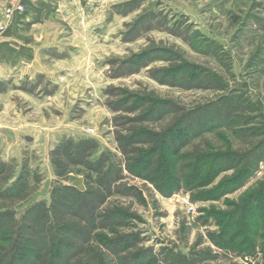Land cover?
<instances>
[{
    "label": "rangeland",
    "instance_id": "1",
    "mask_svg": "<svg viewBox=\"0 0 264 264\" xmlns=\"http://www.w3.org/2000/svg\"><path fill=\"white\" fill-rule=\"evenodd\" d=\"M10 2L0 5L2 35L10 19H5L3 12ZM58 6L48 7L43 26L34 30L48 46L43 51L49 58L46 81L38 85L34 76L32 86L37 90L31 97L14 92L9 81L0 86L5 91L0 93V163L5 167L0 178L7 182L0 186L7 187L20 173L28 178L22 195L0 200V209L13 210L19 217L35 202L48 205L55 187L86 189L79 168L55 174L50 154L63 139L95 140L98 153L110 152L120 158L114 140V123L120 119L107 108L108 101L118 99L114 90L107 98L111 88L168 101L185 111L212 105L222 97L242 96L249 108L239 114L250 118L264 137V0H60ZM17 13L24 14V6ZM142 16L143 24L130 30ZM143 49H156L158 59L118 78L117 62ZM184 65L200 69V88L170 87L150 78L152 70ZM172 116L144 126L156 132L160 130L157 126L167 127ZM223 134L229 142L232 139L233 150L249 148L246 144L250 142ZM205 141L213 147L226 146L215 135L207 134L188 149L203 148ZM124 175V183L139 191L142 200L113 197L108 203L117 202L134 216L124 232H137L139 247L152 248L158 259L164 249H170L185 257V264L262 263L258 253L238 257L217 249L208 238L217 232L208 212L228 210L226 201L238 202L243 193L264 181L263 164L243 187L218 201L191 202L184 192L162 197L150 184ZM109 260L118 264L114 257Z\"/></svg>",
    "mask_w": 264,
    "mask_h": 264
},
{
    "label": "trees",
    "instance_id": "2",
    "mask_svg": "<svg viewBox=\"0 0 264 264\" xmlns=\"http://www.w3.org/2000/svg\"><path fill=\"white\" fill-rule=\"evenodd\" d=\"M143 20L144 16L137 18L130 30H137ZM158 52L143 49L117 62L116 76L146 68L158 59ZM149 74L160 85L170 87L191 89L203 84L200 69L193 66L152 70ZM111 90L118 99L108 101L107 108L120 119L114 123L120 158L110 152L98 153L95 140L59 142L50 154L56 176L67 168H79L87 187L84 191L55 187L48 205L35 202L19 217L13 210L0 209V264H110V257L118 264H185V257L170 249H164L158 259L152 248L139 247L137 232H124L134 216L117 202L108 203L109 200H142L139 191L124 183V173L150 184L162 197L184 192L190 195L191 202L218 201L243 187L264 165V137L251 125L250 118L239 114L249 108L242 96L222 97L212 105L185 111L168 101L114 88L107 90V98ZM169 115L173 116L164 129L157 126L160 130L155 132L144 126ZM223 132L233 139L250 142L246 144L249 148L233 150L232 139L229 142ZM207 134L215 135L226 146L213 147L205 141L203 148L188 149ZM4 171L0 163V177ZM27 180L20 173L7 187L0 186V200L20 197L27 188ZM3 182L7 183L0 178V184ZM225 205L226 211L208 212L217 228L216 233L208 235L210 242L222 252L238 257H255L258 253L264 264V181L243 193L238 202L226 201Z\"/></svg>",
    "mask_w": 264,
    "mask_h": 264
},
{
    "label": "crops",
    "instance_id": "3",
    "mask_svg": "<svg viewBox=\"0 0 264 264\" xmlns=\"http://www.w3.org/2000/svg\"><path fill=\"white\" fill-rule=\"evenodd\" d=\"M3 1L6 0H0V5ZM51 1L57 5H53ZM21 3L24 14L13 13L5 24L7 31L0 34V86L4 81H9L15 86L14 92L29 94L31 97L32 92L37 90V86H32L34 76L38 78L39 85L47 78L49 71V58L47 54H43L48 46L41 43L42 35L37 38L34 30L43 26L48 17L47 8L56 9L60 0H21ZM1 14L0 10V24L3 22ZM2 90L0 89V93L5 92Z\"/></svg>",
    "mask_w": 264,
    "mask_h": 264
},
{
    "label": "built area",
    "instance_id": "4",
    "mask_svg": "<svg viewBox=\"0 0 264 264\" xmlns=\"http://www.w3.org/2000/svg\"><path fill=\"white\" fill-rule=\"evenodd\" d=\"M23 10V5L21 0H11L10 5L4 9V18L9 19L14 12H21ZM1 29H3L1 27ZM92 132V130H89Z\"/></svg>",
    "mask_w": 264,
    "mask_h": 264
}]
</instances>
